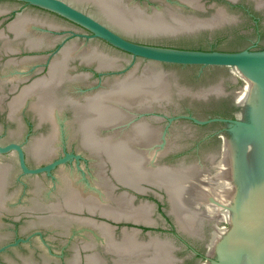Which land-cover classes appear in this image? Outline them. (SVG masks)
<instances>
[{
    "label": "water",
    "instance_id": "1",
    "mask_svg": "<svg viewBox=\"0 0 264 264\" xmlns=\"http://www.w3.org/2000/svg\"><path fill=\"white\" fill-rule=\"evenodd\" d=\"M227 4L109 0L104 157L111 264H264V51L245 50L264 45V8L258 28ZM224 79L228 94L249 109L235 120H204L221 107L199 98L222 92ZM162 103L176 116L196 117L170 122L225 124L228 144L210 142L206 127L185 134L180 124L168 145H150L161 125L144 115Z\"/></svg>",
    "mask_w": 264,
    "mask_h": 264
},
{
    "label": "flooded vegetation",
    "instance_id": "2",
    "mask_svg": "<svg viewBox=\"0 0 264 264\" xmlns=\"http://www.w3.org/2000/svg\"><path fill=\"white\" fill-rule=\"evenodd\" d=\"M227 1V6H228V11L230 13L232 12H241L245 13L248 15L253 23L255 24L256 27L259 28L261 26V12L260 10L264 8V0H262V3L258 4L256 3L255 0H226ZM246 1H252L253 2V7L250 8L247 6H244V3ZM256 28V29H258ZM259 31V30H258ZM245 50L248 51H253V52H258V51H264V45L260 44L258 41L252 43L250 46L246 47ZM218 68H212V72L217 70ZM210 70V69H209ZM226 79H224V82L222 83L223 85H219L221 87L222 92H220L218 95H211L207 98H199L201 101H203L204 104H209L212 103V105H218L220 110H212V113L207 115L206 119L204 120H209V119H224V120H235L239 118V115L246 114L250 104L246 102H238L236 99L235 95H232L231 92L228 94L227 90H231L230 86H225ZM238 83V82H237ZM197 99V98H194ZM242 103V104H241ZM171 105L170 103H162L161 105L153 104L151 107L148 109V114L144 115V119H155L157 120L153 121L150 120V122L156 124H160L161 128L158 131H155L153 135L151 144L150 145H158V146H165L168 145V142L170 140L176 139L175 137L178 136L176 130V126L182 124L184 126V129L182 130L183 133L189 132H197L200 128H205L206 127V133H207V138L209 139L210 142L214 143L218 139H221L222 144L227 143L228 144V139H229V134L226 132V127L225 124L222 123H210L204 126H199L194 124L191 120L188 119H176L172 122H170V119H174L176 115H174L173 111L170 110ZM144 110H142L140 113L141 115L143 114ZM147 112V111H146ZM181 114L176 116H187L190 118H195V116L191 115V113L188 112L184 113L186 111H179ZM136 117V116H135ZM199 119V118H197ZM140 120V116L139 119ZM203 120V119H199ZM227 140V142H226ZM183 143V142H181ZM233 204L232 200L230 201V205Z\"/></svg>",
    "mask_w": 264,
    "mask_h": 264
}]
</instances>
